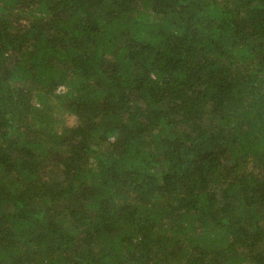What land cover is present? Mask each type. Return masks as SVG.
Instances as JSON below:
<instances>
[{
    "label": "trees",
    "instance_id": "1",
    "mask_svg": "<svg viewBox=\"0 0 264 264\" xmlns=\"http://www.w3.org/2000/svg\"><path fill=\"white\" fill-rule=\"evenodd\" d=\"M0 264H264V0H0Z\"/></svg>",
    "mask_w": 264,
    "mask_h": 264
}]
</instances>
